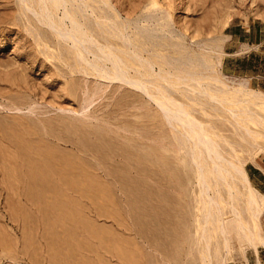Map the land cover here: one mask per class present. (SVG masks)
<instances>
[{
    "label": "rangeland",
    "instance_id": "1",
    "mask_svg": "<svg viewBox=\"0 0 264 264\" xmlns=\"http://www.w3.org/2000/svg\"><path fill=\"white\" fill-rule=\"evenodd\" d=\"M38 1L0 0V264H203L204 255L208 264H264L263 247L257 256L247 238L233 235L227 246L214 221L208 240L201 205L210 197L233 217L232 184L250 234L248 191L234 165L248 173L247 165L264 161V105L245 102L239 108L230 102L234 96L217 104L190 78L174 90L166 84L229 166L219 188L212 180L202 197L182 125L147 93L112 82L92 66L112 51L137 64L152 57L154 64L179 66L169 79L175 84L180 69L201 74L205 63H215L224 76L246 82L250 93L264 91V0H63L66 11L61 7L55 22L72 31L70 20L65 28L59 24L71 12L92 37L79 53L44 22L46 15L39 19ZM100 20L112 22L100 26ZM114 30L120 38L108 37ZM90 43L98 45L97 55ZM90 48L94 54L87 53ZM126 48L131 52L125 56ZM135 49L143 57H135ZM149 80L159 89L150 90L154 95L165 87L166 81ZM206 159L210 177L213 162ZM250 239L258 245L256 236Z\"/></svg>",
    "mask_w": 264,
    "mask_h": 264
},
{
    "label": "bare ground",
    "instance_id": "2",
    "mask_svg": "<svg viewBox=\"0 0 264 264\" xmlns=\"http://www.w3.org/2000/svg\"><path fill=\"white\" fill-rule=\"evenodd\" d=\"M26 1V0H25ZM66 1H68V3H70V1L69 0H66ZM75 1V0H74ZM39 5H40V10H41V14H39V16L38 15H36V16H38L39 17V19H40V17L42 16V17H45V16H43V15H46V19L44 18L43 20H44V22H46V24L48 25V26H50L51 28H53V29H55L54 31H56V34H57V36L58 37H62V38H65L64 39V41L65 40H67L68 42H67V44H69V41L71 42H73V43H75L74 44V46L76 45V48H77V52L79 53V51H80V49L82 48L83 49V47H84V45H85V43L86 42H88V40L86 41V39L88 38V37H91V35L89 34L90 33V31H89V33H88V31H82L83 29H81L82 28V25L80 24V25H77L78 23H80V22H78V23H76L75 22V20H77L76 18H75V20H72L71 18H70V15L69 14H71V12H69V14L65 17V18H63L62 19V21L61 22H59V24H61L62 23V25H63V27H64V24H65V20L66 19H68V20H70V22L72 23V25H73V30L72 31H70V32H68L67 31V29L66 30H64L63 28H62V26L60 25H58L56 22H57V20H55V17L58 15L57 13V11L62 7H64L66 4H67V2H66V4H65V1H64V4H63V0H39L38 2H37ZM32 4V3H31ZM38 5V6H39ZM80 5V4H79ZM86 5V4H85ZM81 6H83V5H81ZM81 6H80V8H81ZM88 6V5H87ZM34 7V6H33ZM65 8V7H64ZM63 8V9H64ZM79 8V7H78ZM79 8V9H80ZM90 8V7H89ZM78 9V10H79ZM82 9V8H81ZM39 10V11H40ZM65 11H66V8L64 9ZM87 10H89L88 9V7H87ZM32 11H33V9H32ZM37 11V10H36ZM82 11V10H81ZM35 11H33V13H34ZM36 13V12H35ZM92 13V12H91ZM55 14H57L55 17H54V15ZM64 14H66V13H64ZM88 14V13H87ZM41 15V16H40ZM76 15V14H75ZM90 15V14H89ZM92 15H94V12H93V14ZM61 16V15H60ZM95 16V15H94ZM64 17V16H63ZM96 17V16H95ZM118 17V16H117ZM121 17V16H120ZM54 18V19H53ZM61 18H62V16H61ZM61 20V19H60ZM103 20V19H102ZM107 19H105V21H106ZM56 21V22H55ZM65 21V22H64ZM78 21V20H77ZM104 21V23L100 20L99 22H100V26H101V24H102V26L105 24V23H110V22H112V20H108L107 22H105ZM110 21V22H109ZM41 22V21H40ZM75 22V23H74ZM118 23V22H117ZM117 23H113L114 24V26H115V24H116V26L118 27V24ZM112 24V23H111ZM105 25H107V24H105ZM107 26H109V25H107ZM66 27V26H65ZM64 27V28H65ZM88 27V26H87ZM86 27V29H88ZM106 27V26H105ZM110 27H112L111 25H110ZM110 27H108V28H110ZM83 28L85 29V27H84V25H83ZM115 28V27H114ZM52 29V30H53ZM85 29V30H86ZM100 29H101V27H100ZM115 29H118V28H115ZM89 30V29H88ZM111 30H112V28H111ZM101 31V30H100ZM113 31V30H112ZM125 32H126V30H124ZM124 31H123V34H124ZM112 33V34H111ZM116 32H115V30H114V34H113V32H111L110 31V33H108L109 34V38H110V34L114 37V35H116L117 36V33L119 34V31L115 34ZM127 33V32H126ZM107 34V35H108ZM120 34H122V32H121V30H120ZM122 34V35H123ZM90 35V36H89ZM106 35V34H105ZM56 36V37H57ZM115 36V37H116ZM117 37H119L120 38V36H117ZM124 37V36H123ZM123 37H121V38H123ZM127 37V36H126ZM62 38H60V39H62ZM118 38V39H119ZM59 39V38H58ZM91 39H92V37L90 38V40L89 41H91ZM112 39H114V38H112ZM125 39V38H124ZM123 39V42H124V44L127 42L128 44H129V42H128V40H129V36H128V40L126 41V40H124ZM94 41H95V39H93ZM105 40V39H104ZM59 42H61L60 40H58ZM131 42V41H130ZM66 43V42H65ZM107 43H108V41H107ZM66 44V45H67ZM86 44H89V43H86ZM91 44V43H90ZM96 44V43H95ZM100 44V43H99ZM131 44V43H130ZM129 44V45H130ZM93 44H91V46L90 47H92L93 49L92 50H94V49H96V47L98 46L97 44V46L96 45H93ZM88 46V45H87ZM109 46H111V45H109ZM126 46H127V44H126ZM129 47H132V44H131V46H128V48ZM133 47H134V44H133ZM75 48V47H74ZM85 48V47H84ZM88 48V47H87ZM128 48H126L127 50V52L125 51V56H126V53H128L129 54V51L130 50H128ZM135 48V47H134ZM134 48H133V50H134ZM110 49V51H112V49L111 48H109ZM137 50H139L138 48H136ZM136 49H135V51H133V53L134 52H136ZM85 50H86V48H85ZM85 50H82V52L83 51H85ZM90 51L88 52V50H87V53H93L92 51H91V48L89 49ZM106 50V49H105ZM104 50V52H105V55L106 54H108L107 52V50L105 51ZM113 50H114V48H113ZM73 51V50H72ZM95 51L96 50H94V53H95ZM120 51V50H119ZM122 52H123V50H121ZM120 51V52H121ZM207 51V50H206ZM76 52V53H77ZM86 52V51H85ZM102 52H103V50H102ZM121 52V53H122ZM131 52V51H130ZM87 53H86V55H85V53L83 54V55H85V56H87ZM93 53V54H94ZM96 53H97V51H96ZM95 53V54H96ZM117 53V52H116ZM116 53H114L113 51L112 52H110V54L109 55H107L105 58H102V54L100 55L101 57H98V58H95V60H96V64H93V62H92V66L96 69V71L98 72V73H101L102 75L104 74L105 75V77H109V79H111L112 80V82L113 81H124V82H126L128 85H130L131 87H134L136 90L138 89V91L140 90V91H142V93L143 92H145V93H147V97H148V95L151 97V98H153V100L156 102V104L160 107V109L163 111V112H165V114L167 115V117H169L170 118V121H173V122H176L177 124H181L182 125V127H183V129L186 131V133H187V136H189V139L188 138H186L187 140H188V142H190L191 143V146H192V154H193V156H192V158H194V161L197 163V167H198V182L200 183V185H201V187H202V197H204V196H206V195H208L209 193V189H210V187H211V182H212V180H215L216 182H215V184H214V186H217L218 188H219V183L220 182H222V181H224V173L225 172H228V167L227 166H225V164H224V162H226L225 160H224V158L221 156V154L218 152V150H217V146H216V144H215V141H214V139H212L211 137L212 136H209L210 135V133L208 134L206 131H205V129L203 128V126H201V124L200 123H198V121H196V119L193 117V115H192V111H190V110H187L186 108H184V107H182V106H180L179 105V103L177 104V102H175L174 101V98L172 99V97H171V92H168L167 91V87H166V84H169L170 86H171V90H172V88H173V90H174V88L175 87H180L182 84L181 83H185L184 81H186L188 78H190L191 80H193L194 82L195 81H197V82H195V83H198L197 85L199 86V88H200V90H201V88H202V90L200 91L199 89V91H200V93H202V95L203 96H205L206 98H208V99H210V100H212V101H216L217 102V104H218V102L220 103V105H222L221 103H227L228 104V102H225V101H227V100H229V98L230 97H232V96H234V97H232V99H234V100H232V101H230L231 102V104L233 103V104H236V105H238V107L240 108L241 106L240 105H242V103H245V102H252V103H256V104H262V105H264V93L262 92V91H255L256 93L255 94H253V93H250V86L249 87H247V85L245 84V83H243V82H241V81H239V80H235V79H231L230 77H226V76H224L223 74H221V72H220V70H219V68L216 66V68H213L214 67V64H213V66H212V63L210 64V63H208V64H204L203 66L205 67V73L203 72V73H201V74H197L196 73V71L195 70H193L194 71V73H192L191 71H190V73L188 74V72L187 71H184L183 69H180V72H177V73H179V76L181 77H179L178 78V76H177V81L175 82V84L176 83H178V84H170L169 82L171 81V80H169V79H172V78H174V70H177L178 69V67L177 66H175L174 68L171 66L172 64H169V62H167V64H169L172 68H170L169 70H171L170 72L168 71V66L166 65V67L163 65V61L162 62H159V63H162V65L165 67H160L159 66V71H157V70H155V65H157V64H159L157 61H156V63L157 64H154V62H155V60H154V62H153V60L151 59L152 57H150V58H147V59H150V61H147V59H146V57L144 58V59H146V60H144V59H142L140 56H142L144 53H143V51L142 52H140L139 51V53L138 52H136V53H138V54H141V55H139V57L141 58V59H138V64H137V62H134L135 60L133 59V61L131 60H128V61H124L125 59H126V57L123 59V58H120L121 56H124L123 54H120V53H118V54H120V56L118 57V54L117 55H115ZM127 54V55H128ZM135 54V53H134ZM133 54V55H134ZM138 54H135V57H138V56H136V55H138ZM79 54H77L76 56H78ZM97 55V54H96ZM98 55H99V53H98ZM131 55V54H130ZM130 55H129V57L127 56V58L128 59H130ZM76 56H75V58H76ZM81 56V55H80ZM92 56H94V55H92ZM79 57V56H78ZM83 56H81V58H82ZM96 57V56H95ZM143 57V56H142ZM154 57H158L157 55H154L153 56V58ZM164 57V56H163ZM133 58H134V56H133ZM77 59V58H76ZM86 58H84L83 57V61L85 60ZM88 59V58H87ZM99 59V60H98ZM123 59V60H122ZM132 59V58H131ZM159 59H162V58H159ZM164 59H165V57H164ZM198 59V58H197ZM94 60V61H95ZM152 60V61H151ZM200 60V59H199ZM216 60V59H215ZM87 61V60H86ZM85 61V62H86ZM136 61H137V59H136ZM161 61V60H160ZM217 61H218V59H217ZM79 62V61H78ZM145 62L146 63H148V65H147V67L145 66ZM152 62V63H151ZM192 62V61H191ZM207 62H209V61H207ZM81 63V62H80ZM88 63V62H87ZM86 63V64H87ZM95 63V62H94ZM218 64H219V62H217ZM134 65L135 67L137 66V68H134L135 69V73H137L138 74V77H137V75L134 77V75H131L130 74V70H132L133 68H131V66L132 65ZM210 64V65H209ZM107 65H111L112 66V70L110 69V68H107V67H105V66H107ZM131 65V66H130ZM92 66L90 67L91 69H93L92 68ZM130 66V67H129ZM169 66V67H170ZM220 66V65H219ZM86 67V66H85ZM89 67H88V70H89ZM102 68H104V69H102ZM84 69V68H83ZM82 69V70H83ZM106 69H109L110 70V72H109V70H106ZM134 69L132 70V71H134ZM87 70V71H88ZM181 70H183L185 73H187V74H185L183 71H181ZM131 71V72H132ZM178 71V70H177ZM89 72L92 74H94V69L93 70H89ZM171 72H173V73H171ZM184 74H183V73ZM84 73V72H83ZM175 73H176V71H175ZM176 73V74H177ZM85 74V73H84ZM134 74V73H133ZM87 75V74H86ZM103 75V76H104ZM108 75V76H107ZM183 75H185V77H183ZM96 76H97V74H96ZM151 77H154V78H151ZM187 77V78H186ZM137 78V79H136ZM141 78V79H147V81H150L149 80V78L150 79H154L155 81H158L159 83H162L163 85H164V83H165V81H166V83H165V87L163 88L162 86V84H161V91L159 92V93H157V94H153V93H151L150 92V90L151 89H154V90H158L159 91V89H155V87L153 88H151L150 86H148V85H151L152 83V85H155L154 84V82H149L148 83V85H147V81L146 82H144L143 80L141 81V79L139 80V79ZM156 79H158V80H156ZM184 79V80H183ZM186 79V80H185ZM190 79H188V81H190ZM164 81V83L163 82H160V81ZM173 80V79H172ZM176 80V79H175ZM174 80V81H175ZM182 80V82L180 83V81ZM174 81H171V83L172 82H174ZM146 83V84H144V83ZM187 83V82H186ZM190 83V82H189ZM181 84V85H180ZM188 84V83H187ZM145 85H147L148 86V88H146V86ZM151 85V86H152ZM178 85H180V86H178ZM185 85V84H184ZM214 85H216L217 86V90L216 91H213L214 89V87H216V86H214ZM183 86V85H182ZM198 86H195V89H193V87H194V85H193V87H191L193 90H196L197 88H198ZM210 86H212V89H211V87ZM214 86V87H213ZM150 87V88H149ZM184 87V86H183ZM186 87V86H185ZM130 88V87H129ZM159 88H160V86H159ZM188 88V87H187ZM190 88V89H191ZM249 88V89H248ZM178 89V88H177ZM177 89H175V90H177ZM192 89H191V91H192ZM170 90V89H169ZM181 90V89H180ZM152 91V90H151ZM177 91H179V90H177ZM182 92V91H181ZM192 92H195V91H192ZM201 95V94H200ZM206 100V99H205ZM215 102V103H216ZM229 102V103H230ZM192 105V104H191ZM244 105V104H243ZM223 108V107H222ZM245 108V107H244ZM246 109V108H245ZM241 112H242V114L244 113V114H246V115H248L249 113L246 111V110H244V111H242V109L240 110ZM249 111V110H248ZM194 112V111H193ZM229 112V111H228ZM230 113V112H229ZM233 114H234V112H232ZM235 116V115H234ZM250 118V117H249ZM254 120V119H253ZM173 122H171V123H173ZM262 123H264V122H262ZM174 124V123H173ZM187 142V141H186ZM189 146V145H188ZM187 149V148H186ZM188 150V149H187ZM189 152V151H188ZM206 157H209V160L211 159L212 160V162L213 163H211V164H213V168H211V171H210V177H206V173H205V169H206ZM208 163V162H207ZM227 163V162H226ZM229 164V163H228ZM231 164V163H230ZM229 164V165H230ZM232 166H233V164H232ZM238 166V165H237ZM237 166H235L234 165V168H235V170H236V173L235 174H238L239 176H241L242 177V179H243V181L245 182V184H246V188H247V191H248V200H249V209H250V214H251V220H252V222L254 223V227H250L249 226V228H250V234H248V231H247V229H246V227L244 226V224H243V222H242V220H241V217H240V214H239V212H238V209H237V204L238 203H236V199H237V197L235 196V194L234 193H232V192H234V190L232 189V187H233V185L231 186L230 185V183H228V189L227 190H229V198H230V200L233 202L231 205V210H230V212H231V216L233 215V217H227V216H225L224 215V213H223V210H222V207L220 206L221 204L219 203V202H217L215 199V203H214V200L212 199V198H208L207 197V200H203V203L204 204H201V205H204L203 206V208L205 209V211H206V217H205V220H207V223H205L206 224V227H205V229H203V233H204V235H208L209 234V229H208V226H209V224L210 223H212V221H214V222H216L217 223V226H218V230L222 233V237H224V239L223 240H225V242H226V244H227V246L229 245L228 243H229V241H230V235H233V236H235V237H237V238H239V239H244V238H247L246 240L249 242V245L250 246H253L254 247V249H257V247H256V245H254L252 242H251V239H250V237H254V236H256L257 237V239H259V240H262V239H264V230L262 229V217H263V215H264V194L263 193H261L253 184H252V182H251V180H250V177H249V175H248V173L246 172V169H245V166L244 165H240V167H237ZM232 170V169H231ZM234 172V171H233ZM230 175V174H229ZM228 177V176H227ZM231 180V179H230ZM229 180V181H230ZM228 181V182H229ZM227 181H226V179H225V183H226ZM231 183H232V181H231ZM221 185V184H220ZM225 185V184H224ZM216 188V187H215ZM217 189V188H216ZM238 191V190H237ZM215 194H217V195H219L220 196V194H219V190L217 189V193H215ZM210 196V195H209ZM212 196V195H211ZM218 196V197H219ZM206 198V197H205ZM219 198H221V199H223L221 196L219 197ZM219 201V200H218ZM243 210V209H242ZM204 212V211H203ZM205 215V214H204ZM228 215V214H227ZM206 222V221H205ZM233 222V223H232ZM247 227H248V225H247ZM249 230V229H248ZM207 231H208V234H207ZM202 235V234H201ZM210 235H208V237H209ZM205 237V236H204ZM230 237V238H229ZM208 240H210V237L208 238ZM202 241V240H201ZM210 242V241H209ZM208 242V243H209ZM246 242V241H245ZM255 243V242H254ZM256 244V243H255ZM210 251V250H209ZM228 251V250H227ZM225 256V255H224ZM208 259H209V257H208V255L206 256V255H204V259H203V261H204V263L203 264H208ZM211 260V259H210Z\"/></svg>",
    "mask_w": 264,
    "mask_h": 264
},
{
    "label": "crops",
    "instance_id": "3",
    "mask_svg": "<svg viewBox=\"0 0 264 264\" xmlns=\"http://www.w3.org/2000/svg\"><path fill=\"white\" fill-rule=\"evenodd\" d=\"M264 93L263 90H259ZM248 166H250V169L248 170ZM247 171L250 177V180L252 184L261 192L264 194V161H258V158L256 160V163H250L247 165ZM264 218V215L262 219ZM262 229L264 230V224L262 222ZM258 242V245H256L257 249H255V253L257 256H259V250L258 247L261 246L264 248V239L256 240Z\"/></svg>",
    "mask_w": 264,
    "mask_h": 264
}]
</instances>
